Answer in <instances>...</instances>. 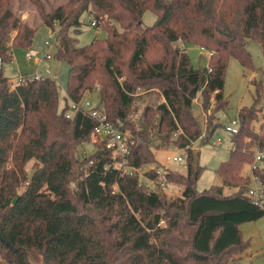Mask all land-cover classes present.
Listing matches in <instances>:
<instances>
[{"label":"trees","instance_id":"1","mask_svg":"<svg viewBox=\"0 0 264 264\" xmlns=\"http://www.w3.org/2000/svg\"><path fill=\"white\" fill-rule=\"evenodd\" d=\"M39 9L56 31V56L69 64L63 96L49 75L25 74L12 85L4 74L13 48L29 47L37 29L11 0H0V264H255L237 253L250 246L240 224L264 216L242 172L253 161L252 148L264 147V125L261 131L252 125L259 87L237 114L239 131L216 169L222 183L200 191L197 181L204 170L200 150L229 107L230 58L253 70L246 39L264 50V0H65ZM146 10L156 15L151 25L143 22ZM84 13L105 35L75 46L72 33L81 32ZM182 42L207 49L208 64L195 67ZM95 90L109 119L136 138L129 164L157 162L154 148H185L186 172L163 173L164 181L183 186L181 195L167 197L157 167L143 172L150 187L140 170L116 169L119 158L102 145L80 153L96 122L81 109L65 113L71 100ZM155 92L161 100L138 114L139 99ZM196 108L205 113V130ZM254 172L264 181V166Z\"/></svg>","mask_w":264,"mask_h":264},{"label":"rangeland","instance_id":"2","mask_svg":"<svg viewBox=\"0 0 264 264\" xmlns=\"http://www.w3.org/2000/svg\"><path fill=\"white\" fill-rule=\"evenodd\" d=\"M65 0H11L13 10L25 21L32 26L36 27V33L34 35L32 44L29 47H14V59L9 62L3 63V72L10 78V83L14 85L19 80V77L23 75H49L56 78L60 89L61 96L65 95L67 89L69 64L63 59H59L56 56V31L41 21L39 3L42 7L48 11L52 7H57ZM82 24L80 33H71L75 38V46H80L89 43L95 36H104L105 33L101 32L94 24L93 15L90 13H84L82 15ZM156 15L151 10H146L143 14V22L146 25H151L155 22ZM120 28V26L117 24ZM58 27V24H56ZM13 35L15 34L12 33ZM50 41V44L47 43ZM189 53L191 60L195 67L208 64L209 51L202 48L193 42L181 43ZM246 47L251 52L254 61L255 68L253 70H245L243 65L235 57H231L228 63L224 91L227 97H229V107L219 113L220 126L215 130L212 140L221 138L223 143L220 146H214L209 143L202 146L200 150V164L204 166V170L197 181V188L202 191L215 184L222 183L221 178L216 172L218 165L226 160L229 156V150L231 148V134L228 133L224 124L228 119L238 117L237 114L242 106H249L253 102V98L256 93V88L259 87L260 99L256 103L258 108V119L253 121L252 125L257 131H261V126L264 125V50L261 44L252 38L246 39ZM33 52L31 58L27 57V52ZM51 57H48L47 54ZM86 98L93 101H99V92L95 90L88 92ZM161 100L159 93L143 95L139 99L136 105L137 113L140 114L144 106L148 103L155 104ZM212 111V109H210ZM197 115L202 121L203 129L206 124L204 121L205 113L200 109H195ZM205 130V129H204ZM174 137L176 134L173 135ZM100 145L99 140L91 138L89 141L83 142L80 147V153L90 154ZM196 146H201L200 143H196ZM175 145H165L155 149V155L158 159L157 162L152 164L143 165V169L140 170L141 179L147 181L146 183L150 187H154V182L147 179L143 172L151 167H157L160 172V178L162 180L161 189L166 193L167 197H175L181 195L183 186L175 183L171 180L164 181V170H171L176 173L186 172V160L176 161L173 160V155L176 153ZM181 153H186L180 149ZM26 169L29 174L35 169L34 160H30L26 164ZM250 168L246 164L242 172L249 174ZM237 187H225V192L229 193L236 190ZM242 236L245 240L250 241V246L244 251L237 253V257L245 262H253L255 264H264V216L251 221H245L240 224Z\"/></svg>","mask_w":264,"mask_h":264},{"label":"built area","instance_id":"3","mask_svg":"<svg viewBox=\"0 0 264 264\" xmlns=\"http://www.w3.org/2000/svg\"><path fill=\"white\" fill-rule=\"evenodd\" d=\"M47 43L50 44V41H47ZM33 55V52H27L28 58H31ZM47 56L51 57L49 53ZM33 76L38 78L41 75L35 74ZM24 78L25 77L21 75L17 82L24 80ZM78 109L83 110L95 120L96 124L91 133V138L99 140L100 145L111 150L114 158H119L113 162V166L116 169L121 170L123 173L130 174H133L136 170L143 169V167L137 168L129 164V156L136 143V138L130 130H124L120 125L114 124L109 119L103 103L100 101H93L86 97L80 101L71 100L70 106L65 114L67 117H71ZM239 127L240 121L238 117L230 118L224 124L225 130L230 133L231 136L239 131ZM210 143L214 146H220L223 140L221 138H216L211 140ZM231 144V146H233L232 140ZM180 149H182V151L185 150V148H176V153L172 156L173 160H184L186 153H181ZM252 150L254 152V158L252 163L249 164L251 183L248 194L255 204L264 205V181L254 172L256 169L264 166V147L254 146Z\"/></svg>","mask_w":264,"mask_h":264},{"label":"water","instance_id":"4","mask_svg":"<svg viewBox=\"0 0 264 264\" xmlns=\"http://www.w3.org/2000/svg\"><path fill=\"white\" fill-rule=\"evenodd\" d=\"M17 199H18V197H15V198L13 199V203H15V202L17 201Z\"/></svg>","mask_w":264,"mask_h":264},{"label":"crops","instance_id":"5","mask_svg":"<svg viewBox=\"0 0 264 264\" xmlns=\"http://www.w3.org/2000/svg\"><path fill=\"white\" fill-rule=\"evenodd\" d=\"M13 56H14V53H13ZM6 75V74H5ZM9 77V76H8Z\"/></svg>","mask_w":264,"mask_h":264}]
</instances>
